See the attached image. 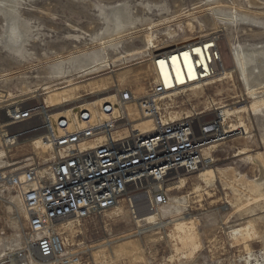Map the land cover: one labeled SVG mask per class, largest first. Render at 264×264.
<instances>
[{
	"label": "rangeland",
	"instance_id": "1",
	"mask_svg": "<svg viewBox=\"0 0 264 264\" xmlns=\"http://www.w3.org/2000/svg\"><path fill=\"white\" fill-rule=\"evenodd\" d=\"M197 43L214 61L220 57L215 76L166 99L167 116L201 113L211 120L219 106L249 107L251 92L263 99L264 0H0V170L46 168L51 157L39 134L8 140L39 124L9 125L11 108L68 111L126 87L142 98L157 81L153 55L189 53ZM105 61L112 66L96 65ZM240 119L248 136L211 148L210 168L218 175L211 185L195 173L169 185L164 209L135 217L124 198L89 219L61 222L59 231L80 252L81 264H264V195L252 186L264 168V110ZM176 220L194 224L197 249L176 238ZM26 233L20 197L3 184L0 264H54L25 259Z\"/></svg>",
	"mask_w": 264,
	"mask_h": 264
},
{
	"label": "built area",
	"instance_id": "2",
	"mask_svg": "<svg viewBox=\"0 0 264 264\" xmlns=\"http://www.w3.org/2000/svg\"><path fill=\"white\" fill-rule=\"evenodd\" d=\"M208 62L215 74L217 62L210 56ZM196 63L200 82L206 83L212 74L200 59ZM169 93L156 81L142 98L131 88H118L111 100L56 118L42 104L8 111L9 125L39 122L10 138L7 132L8 140L39 134L51 150L46 168L31 164L23 170H0V186L7 184L16 191L26 212L25 259L81 264L80 252L69 249L59 231L61 222L89 219L112 210L124 198L131 202L135 217L160 209L170 203L171 183L211 166L214 141L224 134L243 138L240 123H226L220 107L211 120L201 113L168 120L162 98ZM132 105L137 118L129 112ZM136 119L152 120V130H136Z\"/></svg>",
	"mask_w": 264,
	"mask_h": 264
},
{
	"label": "bare ground",
	"instance_id": "3",
	"mask_svg": "<svg viewBox=\"0 0 264 264\" xmlns=\"http://www.w3.org/2000/svg\"><path fill=\"white\" fill-rule=\"evenodd\" d=\"M190 46H192V45H190ZM207 51H208L207 48L203 49L202 46H200L199 43H197L194 46H192L191 49H189V53L185 52L183 49L177 48V49H171L168 51L158 52L156 55L155 54L153 55V59H154L153 61H154L155 70H156V74H157V81L164 83L166 85L167 90H170V93L164 95V97L162 98L164 106H166L165 105L166 99L177 94L178 92L184 91V90L190 89V88H198L199 86H201V82H200L201 76H200L199 70L197 68L196 58L200 59V63L202 65H204L205 68H209V71L212 74V77H210V78H213L215 76V74L210 69V65L208 62L209 56L210 57H212V56L209 54V51H208V53H207ZM215 59L217 62L218 59H220V57L217 56V58L215 57ZM157 61H159V62H157ZM240 61H241L242 69L244 70L245 61L243 60V57H240ZM104 63H107V64H104ZM217 64H218V62H217ZM96 65H101V66L110 65V66H112V63L105 61L103 63H97ZM94 67L95 66H91L87 70H89V69L94 70ZM85 72H87V71H85ZM215 73H216V70H215ZM207 79H209V78H207ZM178 87L180 88V90H177ZM143 89L144 88L141 87V90H143ZM251 94H252L254 101L249 107L243 106V107H233V108L230 107V108H228V105L219 106L220 109L224 112L223 113L224 118L228 119V118L236 116V122L240 123V125L242 127V134H243L242 137L243 138H246L248 136L249 128L246 125V122H244L242 119H240V117H242L243 114H248L250 112L258 113V112H261L264 110V97H263V99L262 98L259 99V97L255 96L254 92H251ZM58 96H59V98H62L61 95H58ZM113 97H114V95L101 97L97 101L93 102V104H97V103L102 104L105 101L113 99ZM86 105H88V103L87 104H81V105L77 106L76 108H74L73 110L57 111L54 113V117L56 118L58 116L65 115V114H68L70 112H75V110L78 111L81 108L85 107ZM128 109H129L130 114L133 115L134 118L135 117L137 118L138 111L136 109V106L135 105L129 106ZM184 116H186V115H184ZM184 116H183V114L176 112V113L170 114L168 120L181 119ZM152 124H153L152 120H137L136 119V121L134 122V128L136 130L140 129L142 131L148 132L149 130H152V128H153ZM230 138H231L230 134H224L221 138H218L216 141H214L216 144L213 145L211 148H214L217 144L222 143V142H224ZM7 142H8V140H7ZM211 148H210V150H211ZM260 162L262 163L263 161L261 160ZM262 167H264V166H262ZM263 169L264 168H261L262 175L260 176V178L256 179V181L252 185L253 186V192L255 191L260 195H264V176H263L264 170ZM197 175H198L199 179L201 180V182H204L206 185H211L212 183H214L216 180V177L218 176L217 171L213 170L210 167L202 169L200 172L197 173ZM185 178H187V176H181L179 178V180L185 179ZM200 186L201 185L198 184L197 187H200ZM164 208L165 207H162L161 209H164ZM172 221H174V220H172ZM176 222H177V220H176ZM191 224H193V223L191 222ZM191 224H189L185 221L177 222L175 225V232H173V233L175 236H177L176 238H178L183 245H185L187 247L196 248L197 242H196L195 237L197 235L195 234L196 232L194 233L195 228L193 230V227H192V226H194V224L192 226H190ZM66 229H68L70 231L72 230L71 223L66 225ZM139 231H141V230H139ZM172 234L170 233V236ZM176 238H175V240H176ZM176 243H177V241H176ZM198 245H200V244L198 243ZM178 248H179V246H178ZM178 253H179V251H178ZM185 255L191 256L189 254H185Z\"/></svg>",
	"mask_w": 264,
	"mask_h": 264
}]
</instances>
